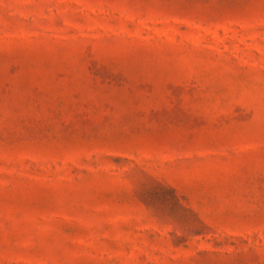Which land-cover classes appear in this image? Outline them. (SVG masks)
I'll return each mask as SVG.
<instances>
[{"label": "rangeland", "instance_id": "rangeland-1", "mask_svg": "<svg viewBox=\"0 0 264 264\" xmlns=\"http://www.w3.org/2000/svg\"><path fill=\"white\" fill-rule=\"evenodd\" d=\"M0 264H264V0H0Z\"/></svg>", "mask_w": 264, "mask_h": 264}]
</instances>
